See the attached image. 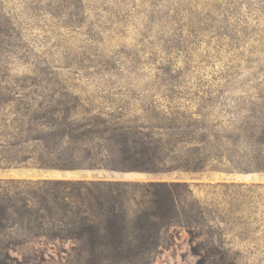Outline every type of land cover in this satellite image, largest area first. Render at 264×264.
I'll list each match as a JSON object with an SVG mask.
<instances>
[{
	"label": "rangeland",
	"instance_id": "rangeland-1",
	"mask_svg": "<svg viewBox=\"0 0 264 264\" xmlns=\"http://www.w3.org/2000/svg\"><path fill=\"white\" fill-rule=\"evenodd\" d=\"M55 108L172 121L179 137L208 136L210 161L197 174L21 167L0 179L188 183L207 222L169 228L153 264H197L196 245L264 264V0H0L6 126ZM69 248L43 240L11 256L66 264Z\"/></svg>",
	"mask_w": 264,
	"mask_h": 264
},
{
	"label": "trees",
	"instance_id": "trees-1",
	"mask_svg": "<svg viewBox=\"0 0 264 264\" xmlns=\"http://www.w3.org/2000/svg\"><path fill=\"white\" fill-rule=\"evenodd\" d=\"M60 109L17 115L11 128L0 111L1 171L197 174L210 161L208 136L179 137L182 125L172 121ZM206 219L188 183L0 179V264H41L11 253L43 240L70 244L66 264H153L171 245L169 228ZM193 252L197 264H232L225 251L211 257L196 245Z\"/></svg>",
	"mask_w": 264,
	"mask_h": 264
}]
</instances>
